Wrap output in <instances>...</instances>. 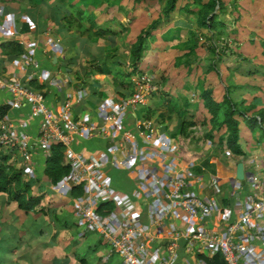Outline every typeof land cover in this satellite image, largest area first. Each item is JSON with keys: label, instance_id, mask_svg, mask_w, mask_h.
Returning <instances> with one entry per match:
<instances>
[{"label": "crops", "instance_id": "crops-1", "mask_svg": "<svg viewBox=\"0 0 264 264\" xmlns=\"http://www.w3.org/2000/svg\"><path fill=\"white\" fill-rule=\"evenodd\" d=\"M32 1L36 7L22 11L15 6L14 0H0V74L43 92L49 107L56 114L60 112L66 100L72 102L70 119L83 123L80 134L74 141V147L88 154L99 155L112 186L137 204L140 203L142 223L151 226L154 232V240L149 242L154 252L151 264H161L163 251L171 237L170 231L205 229L224 233L227 225L246 208L251 196L264 197V160L255 159L258 158L257 154L263 151L261 146L264 145V141L260 142L258 139L259 133L254 135L247 126H241V131L248 129L253 137L257 136L252 148L243 146L246 153L251 152V149L256 151L252 157L247 158L246 163L243 160L246 177L254 176L248 165L255 164L261 178V182L247 181L243 185L236 177L238 163L229 149L224 148L223 157L212 156L211 153L206 155V151L198 153L189 150L181 136H173L174 133L179 134V119L173 123L169 115L163 117V107L155 101L152 102V98H148L146 105H138L135 108L124 105L125 100L136 92L135 85L134 93L121 86L118 76L127 71L130 65L132 45L126 51L129 54L127 60L122 54L120 43L115 42L116 36L114 40H107L96 36L94 32L83 34L75 26L69 29L65 17L73 18L77 15L68 11L62 4L56 11V3L49 5L51 9L45 17L46 10L42 9L36 0ZM46 1L42 0V5ZM79 2L87 5V0ZM78 6L76 7L83 9ZM88 22L85 17L83 23L86 27ZM4 42H15L23 51L13 53L10 46H2ZM109 51L115 56H110ZM145 53L144 57L147 55ZM97 60L101 64L100 67L95 64ZM145 60L140 63L139 70L144 67L146 69L148 65L150 68L154 66L151 59L145 57ZM30 61L39 62V70L34 69ZM147 73L150 71L147 70ZM128 80L127 77L123 79ZM1 104L10 105L11 109L0 122H6L10 130L22 129L31 135L29 144L33 160L31 163L27 162L17 149L12 151L1 147V151L12 152L11 159L15 161L25 180L31 181L35 192L46 195L43 205H52V210L65 220V226H62L54 221L52 214L27 213L20 209L16 202L10 201L6 194L0 193L1 263L13 264L21 261L23 264H124L120 255L111 254L109 244L101 235L85 230L77 211L80 197L72 195V186L65 177L55 186L46 179L45 160L37 143L42 117L32 114V106L26 100L14 105L10 92L0 87ZM119 105L124 107L122 129L110 127L105 135L89 128L93 124L104 125L108 113ZM143 120L156 122V150H173L171 155L174 162L179 168H186L188 172L186 192L200 195L208 201L212 206L211 213L191 218L182 208L175 209L163 217L155 212L152 198L147 193L153 187L163 193L165 175L159 160L148 159L154 152L153 148L137 134V126ZM22 123L24 128L18 129ZM126 131L134 136L127 140L125 148L119 142ZM212 143L210 140L209 146H212ZM205 161L215 165V171L205 165ZM145 165L159 174L158 179L152 181L150 177L143 175ZM222 172L221 192L217 193L211 186V178ZM83 196L84 194L81 198ZM156 216L161 219V224H153ZM237 241L250 245L254 252L249 258L250 263L260 264V258L264 256V220L263 229L256 230L251 226L237 235ZM189 247L185 238H180L177 258L171 264H202L200 255H205L206 249L201 248L193 253Z\"/></svg>", "mask_w": 264, "mask_h": 264}, {"label": "built area", "instance_id": "built-area-1", "mask_svg": "<svg viewBox=\"0 0 264 264\" xmlns=\"http://www.w3.org/2000/svg\"><path fill=\"white\" fill-rule=\"evenodd\" d=\"M34 69L39 70L37 61H30ZM131 80L135 83L136 92L125 100L124 105L137 107L146 105L148 97L154 87L147 75L138 73ZM0 87L6 89L12 95V103L20 104L26 100L32 106V114L41 116L37 143L40 147L43 159L46 161L52 153V145L62 143L66 159L71 166L70 172L65 176L66 181L73 187L80 185L84 196L77 204V211L84 228L88 232L101 235L109 244L111 254L120 255L124 264H151L154 252L149 245L154 240V232L151 226L143 225L138 204L130 197L119 193L112 186L109 177L104 171V164L97 154H88L74 147V141L80 134L83 123L71 120L69 112L72 102L66 100L58 114L49 107L43 92L37 91L19 80H10L0 74ZM124 107L119 105L113 108L106 116L102 126L91 125L89 128L102 134H108L110 127L122 129ZM0 146L9 150H18L24 159L31 163L33 154L30 151L31 135L20 130H10L6 122H0ZM19 128H24L22 123ZM157 124L152 120H143L137 126V134L147 142L154 150L148 159L159 160L162 172L165 175V190L163 193L157 187H153L147 193L152 198V206L155 212L163 217L171 211L182 208L187 215L197 217L201 214L211 213L212 206L195 193L186 192L188 188V172L186 168H179L174 162L170 152L156 150ZM133 133L126 131L122 134L121 145L126 148L127 140L133 137ZM114 151V150H113ZM160 152V153H159ZM143 175L156 180L159 174L154 173L153 168L145 165ZM227 170V169H226ZM228 171V170H227ZM223 172L213 175L211 186L217 193L221 192V180ZM249 183L257 182V177H246ZM110 202L112 208L107 210L101 205ZM264 197L251 196L246 208L240 215L227 225L224 233L195 229L190 231H170L168 240L161 257V264H171L177 258L179 240L184 237L190 246L189 250L196 253L201 248L206 249L205 256L212 257L218 253L222 255L227 264H251L249 258L254 254L250 245L238 243L237 235L247 231L253 226L256 230L263 229ZM157 216L153 224H161ZM206 264L204 259L200 260ZM260 264H264V256L260 258ZM181 264H191L183 262Z\"/></svg>", "mask_w": 264, "mask_h": 264}, {"label": "rangeland", "instance_id": "rangeland-1", "mask_svg": "<svg viewBox=\"0 0 264 264\" xmlns=\"http://www.w3.org/2000/svg\"><path fill=\"white\" fill-rule=\"evenodd\" d=\"M36 1L46 10L45 17L51 9L49 5L58 3L55 7L56 11L63 5L68 11L77 15L76 9L80 5L88 12L94 13L98 24L105 25V21H111L109 26L118 31L115 42L120 43L122 54L127 60L129 54L126 51L140 31L154 19L163 16L162 8L165 2L88 0L87 5H84L79 0H45L46 3L42 5V0ZM82 1L86 2V0ZM223 1L227 10L220 14V18L225 23L223 32H220L218 29L211 31L200 25L197 13L199 7L195 6L192 0H179L176 10L169 19L153 32L154 38L151 39L149 50L145 53L147 54L145 57L151 59L154 66L150 68L148 65L146 69L144 67L140 70V74L147 75L151 79L154 89L148 98H152V102L161 105L168 99H174L182 112L195 114L197 125L193 128L194 132L189 138L183 139L188 149L198 153L206 151V155L211 153L212 156L221 157L225 149L220 145L219 137L225 133L226 128L215 127L209 122L212 115L204 107L201 93L205 89H212L214 97L220 101L226 87L236 84L238 86L234 94L236 99H246V104H249L255 98H259L262 102L257 106L256 111L264 109V0ZM14 2L22 11L36 7L32 0H14ZM185 5L187 8L184 7ZM188 9L195 12H190ZM100 42L102 43L103 40ZM145 57L143 62L146 61ZM147 70L150 73H147ZM162 111L169 115L168 108L163 107ZM171 115V121L175 123L179 116L178 112H173ZM211 132L215 137L213 145L209 146L211 139L207 135ZM173 136L178 138L180 134L174 133ZM256 137H253L248 129L241 131V143L244 147L252 148L257 140ZM261 147L263 151L259 152L256 156L258 158L255 159L264 160V145ZM251 150V152L247 151L245 157H240L245 163L247 158L252 157L256 152L255 149ZM248 166L258 182H261L258 175L260 172L255 164ZM83 250L86 253V250ZM13 264L23 263L20 261Z\"/></svg>", "mask_w": 264, "mask_h": 264}, {"label": "trees", "instance_id": "trees-1", "mask_svg": "<svg viewBox=\"0 0 264 264\" xmlns=\"http://www.w3.org/2000/svg\"><path fill=\"white\" fill-rule=\"evenodd\" d=\"M88 1V0H87ZM144 1V0H137ZM165 1L162 8L163 16L154 19L146 28H143L137 35L135 42L131 46L130 51V65L127 71L121 73L119 76L120 85L130 90V93H134L135 83L131 80L134 75H137L141 71L139 70L140 63L143 60L144 53L150 47V41L154 38L153 32L160 27V25L168 20L173 11L177 8L179 0H160ZM195 6H198V21L200 25L209 28L211 31L218 29L223 32L224 21L220 18V14L226 12V4L223 0H192ZM187 8V5L184 6ZM190 12H195L192 9H188ZM78 17V18H77ZM77 17L66 16L67 27L70 29L76 27L83 34L94 32L96 36L112 39L118 35V31L109 26L110 22L105 21L104 24H98L94 13L88 12L85 9L78 8ZM87 18L89 25L86 27L83 23V19ZM122 30H127L122 28ZM2 46L11 47V52L21 53L22 47L15 42H4ZM110 56L112 53L108 52ZM96 66L100 67L101 64L97 60ZM216 67H213V69ZM99 70V69H98ZM257 72V71H255ZM120 72H117V74ZM127 77L128 81H123ZM236 84H231L226 87V91L222 97V100H217L214 97L212 89H205L201 93V99L203 100L204 107L211 113L209 120L215 127L225 126L226 131L220 135L219 143L222 147L227 148L232 153L236 162L243 161L240 157L247 155L242 143H241V126H247L251 133L254 135L259 133L258 138L260 142L264 141V109L256 111L258 105L261 104L259 98H255L249 104L246 99H236L235 89ZM156 94V93H155ZM162 107L168 108V114L171 118V113L178 112V129L179 134L183 139L189 138L194 132L193 128L197 125L196 116L193 113L182 112L178 103L173 99H168L166 103L161 104ZM10 105H0V120L7 116L10 112ZM167 112L163 113L165 117ZM212 141H214V133H208L207 135ZM51 156L45 161L44 174L46 179L51 182L52 185H57L66 175L69 174L71 166L66 159L64 152V146L62 143H55L52 145ZM11 151L7 153L1 151L0 146V193H4L8 196L9 200L16 202L20 209L27 213L30 212H42L47 215L52 214L54 221L60 225L65 226V220L57 213L52 205H43V201L46 197L44 193H38L33 190L31 181L25 180L23 173L16 166L15 161L11 159ZM205 165H209L212 171H215V165L205 161ZM83 189L80 185L72 187V195L74 197H80L83 195ZM102 208L110 210L112 205L110 202H105L101 205ZM205 260L206 264H227L220 253L208 257L200 255ZM2 260L0 259V264Z\"/></svg>", "mask_w": 264, "mask_h": 264}, {"label": "water", "instance_id": "water-1", "mask_svg": "<svg viewBox=\"0 0 264 264\" xmlns=\"http://www.w3.org/2000/svg\"><path fill=\"white\" fill-rule=\"evenodd\" d=\"M236 177L242 182L243 185L247 183L245 166L243 161L238 162L236 166Z\"/></svg>", "mask_w": 264, "mask_h": 264}]
</instances>
